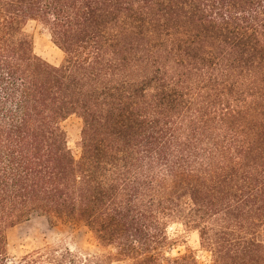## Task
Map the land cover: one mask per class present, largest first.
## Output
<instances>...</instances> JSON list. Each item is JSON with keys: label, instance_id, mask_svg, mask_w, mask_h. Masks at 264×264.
<instances>
[{"label": "trees", "instance_id": "obj_1", "mask_svg": "<svg viewBox=\"0 0 264 264\" xmlns=\"http://www.w3.org/2000/svg\"><path fill=\"white\" fill-rule=\"evenodd\" d=\"M34 215L115 252L10 260L7 230ZM172 224L209 264H264V0H0V264H198L165 256Z\"/></svg>", "mask_w": 264, "mask_h": 264}, {"label": "rangeland", "instance_id": "obj_2", "mask_svg": "<svg viewBox=\"0 0 264 264\" xmlns=\"http://www.w3.org/2000/svg\"><path fill=\"white\" fill-rule=\"evenodd\" d=\"M23 31L31 38L33 52L54 66L64 63V53L51 41L47 29L36 20H28ZM81 119L72 115L62 122L67 135V144L78 159L80 156L78 141L82 127ZM168 242L163 248L166 257L193 253L198 264H209L210 254L199 246L197 232L186 230L181 224H172L167 229ZM7 253L12 261L25 253L43 248H68L82 255L113 254V247H101L93 234L82 224L59 220L55 217L32 216L23 220L6 232ZM264 239V228L262 230ZM112 264H124L113 262Z\"/></svg>", "mask_w": 264, "mask_h": 264}]
</instances>
